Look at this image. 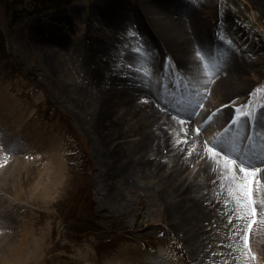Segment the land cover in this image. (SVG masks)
<instances>
[{
	"label": "rangeland",
	"instance_id": "1",
	"mask_svg": "<svg viewBox=\"0 0 264 264\" xmlns=\"http://www.w3.org/2000/svg\"><path fill=\"white\" fill-rule=\"evenodd\" d=\"M130 1L133 5L141 2L57 0L53 6L46 7L47 2L43 0H0L1 96L16 104L18 112L23 113V124L29 125L31 130L29 135L25 134L30 139L46 138L31 148H19L15 152L0 142V179L11 173L14 175L7 183L10 193L0 187V197H4L5 206L12 201L13 210L20 204L22 208L16 216H25L24 221L14 223L17 230L10 232L8 228H1L7 234L0 235V258L10 254L7 242L12 237L16 234L24 237L32 229V239L42 242L44 251L39 259H30L28 264H113L116 260L124 264H264V230L258 233L255 229L250 239L243 234L240 241L237 236L239 243L230 241V245L218 230L216 237L210 238L213 242H202L200 237L215 232L209 231V227L207 232L201 233L205 230L203 228L187 236L172 229L177 248L169 241L170 230L157 224L162 205L152 189L137 190L132 185L119 184L115 192L101 190L102 182L97 177L98 166L94 158L96 152L107 147L122 148L125 155L137 150L141 121L134 112L138 109L133 106V99L146 106V97L155 108L188 128L192 132L188 139L191 135L197 136V142H203L220 158H239L232 152L239 149L238 152L243 154L246 144L247 147L258 145L260 135L264 145V110L255 126L245 105L248 116L229 128L215 125L211 114H200L206 104L219 102L222 94L212 81L205 85L187 65L175 62L167 51L168 45L150 26L147 19L150 15H144V22L139 21L140 24L128 22L122 27L113 24L118 20L112 19L117 16L114 14L124 10ZM164 1L167 10L177 17L178 14L189 18L194 16L202 23L206 34L202 41L206 42L209 37L208 45L216 47L217 50L209 45L216 51L207 59L208 64L201 58V63L205 61L204 73L207 66L220 64L221 59L220 65L224 66L232 59L245 56L258 69L246 75L249 84L252 79L259 81L251 83L247 95L252 99H264V0ZM128 12L135 10L128 9ZM212 37L216 40L211 43ZM52 38L56 40H47ZM46 43H50V49ZM104 46L110 47L109 55H104ZM94 51L101 53V57L91 61L101 64L95 75L87 62ZM114 71L128 88L133 86L128 78L138 77L142 82L150 83L152 89L148 94L146 88L141 87L144 95L135 92L133 99L121 96L120 99L105 100L98 89L103 86L101 84L110 82L109 77ZM100 74L103 79L99 81ZM115 81L118 80L115 78ZM154 88L160 92L158 99L164 96L167 101L171 93L164 91L175 88L173 94L179 98L176 101L179 107L172 105L171 109L178 108L182 116L166 110L151 93ZM199 90L201 107L194 99L195 112L185 116L183 99L193 101L186 94L195 98ZM124 103H129L128 110L120 107L125 106ZM148 110H144L147 116ZM13 125L6 127L10 134L22 135L20 125ZM149 129H154L151 123ZM248 130H251L250 134ZM113 131L118 132V138L110 137ZM254 132L256 136H253ZM213 144L224 151L216 149ZM52 150L56 157L53 160L48 157ZM49 160H55V164ZM230 162L238 167L235 160ZM197 166L198 159H193L183 173L185 183L190 182L196 187L197 195L223 203L224 209L231 208L232 202L228 198H219V191L209 192L205 176L196 171ZM45 170L49 172L46 178L43 176ZM46 181L50 189L42 193L39 185ZM260 183L264 185V178ZM245 184L244 201L246 199L248 210L254 212L252 197H260V189L254 179ZM2 192L6 194L2 196ZM255 214L264 217L262 212ZM256 215L251 213L249 217L248 233L252 228L250 222ZM142 220H148L150 225L140 228ZM222 231L231 233L225 229ZM251 239L257 251L247 248ZM141 246L153 251L140 249ZM154 257L153 262H148Z\"/></svg>",
	"mask_w": 264,
	"mask_h": 264
},
{
	"label": "bare ground",
	"instance_id": "2",
	"mask_svg": "<svg viewBox=\"0 0 264 264\" xmlns=\"http://www.w3.org/2000/svg\"><path fill=\"white\" fill-rule=\"evenodd\" d=\"M165 2L164 0H141V2L133 5L130 1L126 4L124 10L114 14L117 16L115 18L112 17V19L118 18V20L113 22V24L121 27L128 22L140 24V22H144V15H150V18H147L151 22L150 26L154 28L160 39L168 45L166 46L168 47L167 51L172 55L175 62L178 65H187L189 69L193 70V74H196L205 85L212 81L214 86L219 89L220 94H222L219 102L214 105L209 102L210 105L207 106L206 104V107L201 108L200 112V114L204 112L205 115L211 114L214 117L215 125H220L228 120L237 111L240 114V118L244 119L247 111L245 105L248 106L253 116L261 115L264 110V99L262 97L252 99L247 95L254 80L252 79L249 84L246 75L249 72H256L258 70L257 66L253 63L250 64L247 58L242 56L238 60L232 59L228 61L224 66L220 65L223 62L221 59L220 64L215 63L207 66L208 70L206 69V73H204L203 63L205 61L207 62L206 64L209 63L207 59H210L214 51L208 45L209 37L205 39L207 40L206 42L201 39L202 36L206 35L204 28L201 26L202 23L194 16L189 18L186 15L178 14L177 17L172 11L167 10L168 5ZM128 9H134L135 12L130 13ZM213 40L215 41L216 37L210 38L211 43ZM49 44L46 43V47L50 49ZM103 50L104 55L110 54L111 49L109 46H104ZM100 55L97 51H94L87 60V62H90L89 66L94 75L97 69L101 67V64L100 62L91 61L96 57H101ZM201 58L205 60L202 63ZM106 60L109 61L108 57ZM100 72L101 70H98V73ZM113 74V76L109 77L110 82L101 84L103 86L98 89L105 100H116L120 99L121 96L133 99L135 92L144 95L143 87L146 88L149 94L151 86L139 80L140 78L129 77L128 79L132 81L133 86L128 88V84L123 79L117 78L116 71ZM115 78L119 82L115 81ZM102 79L103 77L100 74L99 81ZM254 82L257 83L259 81L255 79ZM2 84L0 83V142L6 143L7 149L16 150L19 148H31L37 145L39 141H46L45 137L43 139H30V136H27L31 132L30 128H28L29 125L23 124V113L18 112L16 104L1 96ZM144 98L146 106H142L135 99L131 101L133 106L138 109V111L134 112L141 121L139 127L141 131L137 133V150L134 153L136 156L133 158L134 154L125 155L123 149L118 150L117 147H107L103 151L96 152L94 156L98 166L97 177L102 182L101 190L104 193L115 192L119 184L122 186L126 184L132 185L137 190L141 188L152 189L162 205V214L157 220V224L170 230L169 241L177 248L178 245L173 237L172 229L182 231L187 236L190 233L196 234L199 229L203 228L205 230L201 233L207 232L206 228L209 227V231L215 232L212 235L200 237L202 242L207 240L213 242L210 238L212 236L216 237V231L218 230L219 235L228 244H230V241L239 243L238 238L235 237L239 236L241 241L243 234L247 235L249 239L252 238L255 229H258V233L263 231L264 217L262 215L257 216L255 213H264V185L260 183L261 179L264 178V165H257L252 171L239 169L226 158H220L210 152L203 142H197V136L193 137L191 135L192 132L180 121L168 117V114L158 110L146 100V97ZM255 105H257L256 108H254ZM125 106L122 105L120 107L128 110L129 103L125 104ZM148 108L147 116L144 114V110ZM150 123L154 126L153 130L149 129ZM13 124L16 126L17 124L20 125L19 130L23 133L22 135L14 136V134H10L6 127ZM189 133H191L190 139H188ZM110 137L118 138V132H111ZM0 152H2L1 147ZM52 152L53 150L47 153L48 157L53 160L56 157L53 156L55 152ZM193 159H198L196 171L198 170L205 176L209 192L213 194L214 191H219V198H228L232 202L231 208L224 209L223 203L219 201L211 202L205 195H197L196 187L190 182L185 183L183 173L191 166ZM52 160L49 161L55 164V160ZM167 160L169 161L168 163ZM168 164H170V167H168ZM48 173V170H45L43 176L45 178L48 177ZM11 177H14L12 173L1 177V189L9 192L7 183ZM252 179L258 183L260 189V197L256 195L252 197L254 212L248 210L246 199L244 201V195L246 198L247 191L245 183ZM150 184L152 186H149ZM49 187L50 184L48 185L47 181L40 184V192L44 193L47 189H50ZM1 194L4 196L6 193L2 192ZM200 199L203 200L201 201ZM10 203L9 206H5L4 197H0V231L2 232H0V235L2 237L7 234V231H2L1 228H8L7 230L12 232V230H17V227L14 228L13 226L14 223L25 219V216H16V213H20L19 209L22 206L18 203V208L16 207L13 210L12 201ZM25 205L29 208V205ZM251 213H254L257 217L251 220L250 225L252 228L251 232L248 233V221ZM225 214H228V216ZM17 217L19 218L17 219ZM30 217H34V215H30ZM29 221L28 219L27 224ZM149 225L148 220L139 222L140 228L148 227ZM224 229L231 231L233 235L231 233H223L222 230ZM7 244L10 254L3 255L6 258H0V264H28L30 259H39L44 251L43 243L32 239V229H29L24 237L16 234ZM142 248L153 251L151 248L141 246L140 249ZM247 248L257 251L253 239H251ZM153 259L156 258H152L150 262H153ZM113 264L124 263L116 260Z\"/></svg>",
	"mask_w": 264,
	"mask_h": 264
},
{
	"label": "trees",
	"instance_id": "3",
	"mask_svg": "<svg viewBox=\"0 0 264 264\" xmlns=\"http://www.w3.org/2000/svg\"><path fill=\"white\" fill-rule=\"evenodd\" d=\"M45 2H47V6L46 7H49V6H53L54 3H56L57 0H43Z\"/></svg>",
	"mask_w": 264,
	"mask_h": 264
}]
</instances>
